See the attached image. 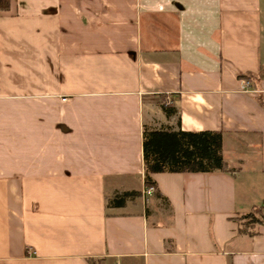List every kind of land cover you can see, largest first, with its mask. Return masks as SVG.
Returning <instances> with one entry per match:
<instances>
[{
    "label": "crops",
    "instance_id": "1",
    "mask_svg": "<svg viewBox=\"0 0 264 264\" xmlns=\"http://www.w3.org/2000/svg\"><path fill=\"white\" fill-rule=\"evenodd\" d=\"M9 2L0 264H264V223L239 229L264 210V0ZM144 128L220 132L233 173L142 195Z\"/></svg>",
    "mask_w": 264,
    "mask_h": 264
},
{
    "label": "trees",
    "instance_id": "2",
    "mask_svg": "<svg viewBox=\"0 0 264 264\" xmlns=\"http://www.w3.org/2000/svg\"><path fill=\"white\" fill-rule=\"evenodd\" d=\"M9 0H0V11L9 9ZM144 187H153V174L223 172L232 174L222 156V134L220 132L155 131L144 128L142 134ZM135 195V194H134ZM125 196V195H124ZM124 196L114 197L122 199ZM240 232L264 223L263 208H254L239 218ZM95 264L94 261H90Z\"/></svg>",
    "mask_w": 264,
    "mask_h": 264
},
{
    "label": "built area",
    "instance_id": "3",
    "mask_svg": "<svg viewBox=\"0 0 264 264\" xmlns=\"http://www.w3.org/2000/svg\"><path fill=\"white\" fill-rule=\"evenodd\" d=\"M242 89L245 91V92H249V82H243L242 83ZM154 193V188L153 187H145L143 192H142V195L144 196H150Z\"/></svg>",
    "mask_w": 264,
    "mask_h": 264
}]
</instances>
